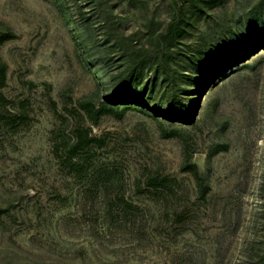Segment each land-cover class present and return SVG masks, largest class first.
Returning <instances> with one entry per match:
<instances>
[{
    "label": "rangeland",
    "instance_id": "374dc122",
    "mask_svg": "<svg viewBox=\"0 0 264 264\" xmlns=\"http://www.w3.org/2000/svg\"><path fill=\"white\" fill-rule=\"evenodd\" d=\"M95 1L85 17L114 62ZM100 1L112 41L123 46L165 31L173 19L169 77L232 36L235 52L246 40L262 43L195 92L191 122L137 105L92 126L104 144L91 170H114L124 198L136 205L106 216L99 199L114 189L98 187L85 198L90 171L72 177L53 151L56 141L59 153L71 141L75 124H88L75 113L62 117L63 104L97 87L95 64L74 31V0H0V21L16 34L0 46L8 65L2 90L7 106L26 114L17 127L0 124V264H264V0ZM161 73L147 67L137 85L149 89L156 78L154 104L166 83ZM184 149L207 174L203 198L179 168ZM151 171L174 176V191L138 195L134 178Z\"/></svg>",
    "mask_w": 264,
    "mask_h": 264
},
{
    "label": "trees",
    "instance_id": "16d2710c",
    "mask_svg": "<svg viewBox=\"0 0 264 264\" xmlns=\"http://www.w3.org/2000/svg\"><path fill=\"white\" fill-rule=\"evenodd\" d=\"M93 1L95 0H74L78 17L73 20V25L74 31L81 37L82 47L92 57L91 61L95 64L96 91L77 98L75 103H72V98L69 97L68 102L62 106L66 114H61L62 117L71 120L75 113L88 124H75L72 128L71 141L64 145L61 153H59L60 142L56 141L53 151L60 164L68 167V172L72 177L80 179L83 173L90 171L88 188L84 190L85 198L88 193L96 191L98 187L114 189V193H110L114 196V202L110 200L109 189L99 199L103 201L105 215L112 216L120 211L125 214L128 208H136V205L124 198L123 192L114 182V170H108V168L91 170V166L95 164L97 159L96 147L104 144L101 136L91 134L92 126H97L100 118L105 114L121 117L128 109H137V105L152 108L151 110L159 112L162 117L172 122H191L193 112L199 104V100L194 96L195 92L202 91L204 86L211 81L214 72L226 63L240 61L241 58L247 59L248 50L259 46L262 40L260 38H253L251 41L246 40V45L243 48H238V51L235 52L232 50L238 44L233 41L234 36L229 40L224 39L216 50L208 48L209 50L202 53L200 57L205 56L203 61H200V58L193 62L189 61L188 65L177 75L175 71L169 77V73H166L168 65L166 60L170 51L166 41L171 37L170 33L175 26L173 19L170 18L165 31L157 34L151 31L141 41L134 43L131 41L123 46V42L119 43V40L112 41L113 33L110 26H107V19L101 17V15H105L103 9L101 10L102 3L100 0H96V15L101 18L102 37L105 43L114 46V50L117 51V56L113 62L110 56L100 48L97 32L95 33L94 27L87 22V17H85V6L94 3ZM15 37L13 28L0 21V46ZM218 52L221 53L220 56ZM152 66L156 70L162 71L161 82L166 81L163 90H161L164 95L162 94L155 104L153 88L156 78H151V88H137L142 71ZM7 67L6 61L0 55V124L17 127L21 120L26 117V114L21 110L15 111V109L7 106L8 98L2 90L7 83ZM202 80L203 83H201ZM99 92L100 96H98ZM212 101H214L213 97L210 98L209 103ZM169 133L174 134L175 131L170 130ZM179 168L194 178L197 197L203 198L209 189L207 174L192 160L191 153L186 149H184ZM134 180V189L138 195L158 197L166 196L167 189L174 191V186L171 183L174 181V176L170 174L151 171L135 177ZM92 202L90 201V203ZM3 210L0 207V214ZM179 214L178 212L177 215Z\"/></svg>",
    "mask_w": 264,
    "mask_h": 264
}]
</instances>
